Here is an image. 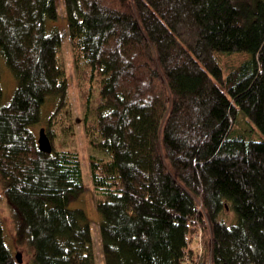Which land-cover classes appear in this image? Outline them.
<instances>
[{
    "label": "trees",
    "instance_id": "trees-1",
    "mask_svg": "<svg viewBox=\"0 0 264 264\" xmlns=\"http://www.w3.org/2000/svg\"><path fill=\"white\" fill-rule=\"evenodd\" d=\"M64 8L105 264H264V140L235 132L242 114L264 134V0ZM59 19L58 0H0V58L17 80L4 104L0 73V200L31 264H97L87 214L71 208L86 187L79 152L64 148ZM234 53L249 57L223 69ZM52 99L45 154L34 128ZM16 255L0 218V264Z\"/></svg>",
    "mask_w": 264,
    "mask_h": 264
},
{
    "label": "rangeland",
    "instance_id": "rangeland-1",
    "mask_svg": "<svg viewBox=\"0 0 264 264\" xmlns=\"http://www.w3.org/2000/svg\"><path fill=\"white\" fill-rule=\"evenodd\" d=\"M59 2V12L60 19L55 22L52 27H58L63 34V53H62V62L66 67L68 78L71 83L72 95H71V107L70 114L73 121L74 136L73 141H69V144L64 145V148H71L79 152L82 159V170L86 190L84 194L78 198V202L71 205V208L83 209L87 214L88 223L91 226L94 239V249L96 254L97 264H105V258L103 256V246L100 236V222L101 217L97 211V202L101 196L95 191L92 184V174L90 169V150L87 145V140L85 136V128L83 125V111L79 103V96L75 89V68L72 59V54L70 53V44L67 35L68 23L66 22V12L64 8V0H58ZM246 53H234V54H223L220 65L223 69L226 70L227 64L237 65L241 63L244 59L248 58ZM226 62V63H225ZM0 73L2 88L4 92L3 103L8 104L17 88V80L14 73L7 67L4 60L0 58ZM57 103L54 99L50 100L44 108V116L42 122L36 126L35 133L39 136L41 128H45L47 125V120L51 114L56 110ZM235 132L245 135L248 137V140L262 141L264 140V134L259 128L253 123H251L244 115H240L238 124L235 126ZM3 190V183L0 179V195ZM235 215L232 211L227 210L225 219L230 223L233 222ZM0 218L3 221L5 232L7 235V241L9 246L16 255L17 253H22L23 255V264H31L33 260V251L26 248L25 246H20L17 244L16 233L14 223L11 217V211L8 205V202L5 198L0 200Z\"/></svg>",
    "mask_w": 264,
    "mask_h": 264
},
{
    "label": "water",
    "instance_id": "water-1",
    "mask_svg": "<svg viewBox=\"0 0 264 264\" xmlns=\"http://www.w3.org/2000/svg\"><path fill=\"white\" fill-rule=\"evenodd\" d=\"M38 143H39V149L41 152H43L45 154H52L53 153L54 146H53V143H52L50 137L47 134L46 128H42L40 130ZM16 258L20 264L24 263L22 253H18L16 255Z\"/></svg>",
    "mask_w": 264,
    "mask_h": 264
},
{
    "label": "built area",
    "instance_id": "built-area-1",
    "mask_svg": "<svg viewBox=\"0 0 264 264\" xmlns=\"http://www.w3.org/2000/svg\"><path fill=\"white\" fill-rule=\"evenodd\" d=\"M199 250H200V257H202V255L204 254V245H203V241H202V236H199ZM199 262V259L197 260V263ZM188 264V263H187Z\"/></svg>",
    "mask_w": 264,
    "mask_h": 264
},
{
    "label": "bare ground",
    "instance_id": "bare-ground-1",
    "mask_svg": "<svg viewBox=\"0 0 264 264\" xmlns=\"http://www.w3.org/2000/svg\"><path fill=\"white\" fill-rule=\"evenodd\" d=\"M42 129V128H41ZM18 254V253H17Z\"/></svg>",
    "mask_w": 264,
    "mask_h": 264
}]
</instances>
